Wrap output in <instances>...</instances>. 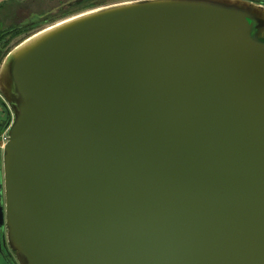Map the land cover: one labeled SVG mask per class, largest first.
<instances>
[{
  "label": "water",
  "instance_id": "1",
  "mask_svg": "<svg viewBox=\"0 0 264 264\" xmlns=\"http://www.w3.org/2000/svg\"><path fill=\"white\" fill-rule=\"evenodd\" d=\"M0 91L20 264H264L263 5L85 10L14 44Z\"/></svg>",
  "mask_w": 264,
  "mask_h": 264
},
{
  "label": "flooded vegetation",
  "instance_id": "2",
  "mask_svg": "<svg viewBox=\"0 0 264 264\" xmlns=\"http://www.w3.org/2000/svg\"><path fill=\"white\" fill-rule=\"evenodd\" d=\"M248 1L264 6V0ZM21 20L22 18L20 19L18 14L12 16L7 11L0 13V63L13 39L23 34L24 30H29L28 22L25 23V20ZM12 121L13 111L0 91V264H20L9 241L5 211L3 155Z\"/></svg>",
  "mask_w": 264,
  "mask_h": 264
},
{
  "label": "rangeland",
  "instance_id": "3",
  "mask_svg": "<svg viewBox=\"0 0 264 264\" xmlns=\"http://www.w3.org/2000/svg\"><path fill=\"white\" fill-rule=\"evenodd\" d=\"M130 1L136 0H17L16 2L19 8H14L11 0H3L0 3V13H6L7 11V13L10 12L12 16L18 14L19 18L21 17L22 20H25V23L28 22L29 24L37 19L43 18H50L49 22L52 23V21L54 22L60 18L62 19V16L67 17L85 10ZM79 5L83 7H79ZM45 25H47V23H40L38 27L36 26L37 28L29 29L28 31L24 30L22 32L23 34L13 39L9 49L23 37Z\"/></svg>",
  "mask_w": 264,
  "mask_h": 264
},
{
  "label": "bare ground",
  "instance_id": "4",
  "mask_svg": "<svg viewBox=\"0 0 264 264\" xmlns=\"http://www.w3.org/2000/svg\"><path fill=\"white\" fill-rule=\"evenodd\" d=\"M69 21H71V20H69ZM69 21H66V22H64V23H61V24H59V25H57V26H55V27H52V28H50V29H47V30H45V31H43V32H41V33H39V34H37V35L34 36L33 38H31V39H29L28 41H26L23 45H21V46L17 49L16 52H18V51H20V50L26 48V47L29 46L31 43H33L35 40H38L39 38H41V37L44 36L45 34H48L49 32L55 30L56 28L62 26L63 24H65V23H67V22H69Z\"/></svg>",
  "mask_w": 264,
  "mask_h": 264
},
{
  "label": "trees",
  "instance_id": "5",
  "mask_svg": "<svg viewBox=\"0 0 264 264\" xmlns=\"http://www.w3.org/2000/svg\"><path fill=\"white\" fill-rule=\"evenodd\" d=\"M90 5V4H89ZM85 6H88V5H85ZM79 7H83V6H80L79 5ZM84 9H87V8H84ZM62 18H64L63 16H62ZM61 19V18H60ZM49 20H50V18H43V19H37V20H35V21H33L32 23H28V29H33V28H37L38 27V24H40V23H50L49 22ZM53 22V21H52ZM37 26V27H36Z\"/></svg>",
  "mask_w": 264,
  "mask_h": 264
},
{
  "label": "crops",
  "instance_id": "6",
  "mask_svg": "<svg viewBox=\"0 0 264 264\" xmlns=\"http://www.w3.org/2000/svg\"><path fill=\"white\" fill-rule=\"evenodd\" d=\"M3 0H0V3L2 2ZM17 0H11V2L13 3V7L15 8H19L18 7V4H17V2H16ZM14 11V10H13ZM20 13V12H19ZM21 18V17H20Z\"/></svg>",
  "mask_w": 264,
  "mask_h": 264
}]
</instances>
